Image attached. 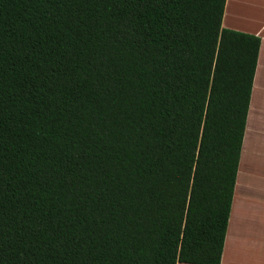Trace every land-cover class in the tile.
I'll use <instances>...</instances> for the list:
<instances>
[{
    "label": "trees",
    "instance_id": "obj_1",
    "mask_svg": "<svg viewBox=\"0 0 264 264\" xmlns=\"http://www.w3.org/2000/svg\"><path fill=\"white\" fill-rule=\"evenodd\" d=\"M226 0H0V264H220L260 38Z\"/></svg>",
    "mask_w": 264,
    "mask_h": 264
},
{
    "label": "crops",
    "instance_id": "obj_2",
    "mask_svg": "<svg viewBox=\"0 0 264 264\" xmlns=\"http://www.w3.org/2000/svg\"><path fill=\"white\" fill-rule=\"evenodd\" d=\"M222 27L252 34L260 38L246 127L232 199L233 204L234 195L236 190H238V197L240 198L238 209L239 227L241 231L248 233L247 228L249 224L254 223L255 226L257 221L260 222L261 213L264 211V0H226ZM246 143L251 145L249 147L251 152L247 156V162L244 163ZM233 213V207L231 205L220 264H224L227 232ZM245 255L246 253H241L240 257L244 258Z\"/></svg>",
    "mask_w": 264,
    "mask_h": 264
},
{
    "label": "rangeland",
    "instance_id": "obj_3",
    "mask_svg": "<svg viewBox=\"0 0 264 264\" xmlns=\"http://www.w3.org/2000/svg\"><path fill=\"white\" fill-rule=\"evenodd\" d=\"M249 147H251V145L246 143L244 150V163L247 162V156H249V153L251 152ZM238 195L239 191L236 190L232 204L234 213L232 214L227 232V246L225 249L224 264H228V262L229 264H264V211L261 213L260 222L257 221L255 226L254 223L249 224L247 228L248 233H244L239 227L238 209L240 198ZM241 253H246L244 258L240 257Z\"/></svg>",
    "mask_w": 264,
    "mask_h": 264
}]
</instances>
